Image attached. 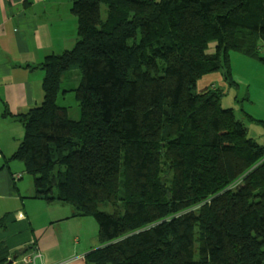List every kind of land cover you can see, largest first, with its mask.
Masks as SVG:
<instances>
[{
	"label": "trees",
	"instance_id": "trees-1",
	"mask_svg": "<svg viewBox=\"0 0 264 264\" xmlns=\"http://www.w3.org/2000/svg\"><path fill=\"white\" fill-rule=\"evenodd\" d=\"M71 11L78 41L38 67L44 100L21 118L14 158L33 198L97 221L87 264H264V146L223 108V89H199L215 73L238 87L231 52L264 67V0H75ZM70 93L77 119L60 104ZM26 247L16 256L25 247L0 241V264Z\"/></svg>",
	"mask_w": 264,
	"mask_h": 264
},
{
	"label": "crops",
	"instance_id": "crops-1",
	"mask_svg": "<svg viewBox=\"0 0 264 264\" xmlns=\"http://www.w3.org/2000/svg\"><path fill=\"white\" fill-rule=\"evenodd\" d=\"M74 1L0 0V220L29 222L32 239L12 251L34 244L25 261L14 264H87L86 256L100 248L97 221L74 216L69 204L33 198V179H27L25 165L14 158L25 138L22 116L44 100L45 74L38 67L78 41ZM218 77H210L211 82H224L221 74ZM256 79L257 99L264 103V67Z\"/></svg>",
	"mask_w": 264,
	"mask_h": 264
},
{
	"label": "rangeland",
	"instance_id": "rangeland-1",
	"mask_svg": "<svg viewBox=\"0 0 264 264\" xmlns=\"http://www.w3.org/2000/svg\"><path fill=\"white\" fill-rule=\"evenodd\" d=\"M107 7L103 6V15L106 16ZM213 52V49H209ZM264 55V51H263ZM230 62L232 70V78L238 84V87L230 86L225 82H211L212 80L219 78L218 73L205 76L200 84L199 89L205 90L207 88H221L225 95L221 101L224 109H233L236 117L241 120L249 129V137L255 139L260 145L264 146V126L260 123L251 121V118L255 120L264 121V103L262 100L257 99L255 91L256 77L259 73V67L261 64L251 58H246L240 53L231 52ZM211 77V78H210ZM74 79V78H73ZM68 80L66 84L63 83V89H68L66 86H72L78 82V79ZM217 81V80H216ZM207 82V83H206ZM214 84V85H213ZM226 84V85H225ZM78 84L75 86V88ZM254 103V105H253ZM60 104L66 106L70 110V114L73 118L77 119L80 116V107L74 94H67L65 99L60 100ZM27 179H32V176L27 174ZM102 210L110 212L111 207H102ZM32 231L29 227V222L19 224L17 222L7 223L5 228L0 231V241H3L9 247L23 243L25 240L32 239ZM28 251V250H27ZM13 262V261H12ZM11 264H14L11 263Z\"/></svg>",
	"mask_w": 264,
	"mask_h": 264
},
{
	"label": "water",
	"instance_id": "water-1",
	"mask_svg": "<svg viewBox=\"0 0 264 264\" xmlns=\"http://www.w3.org/2000/svg\"><path fill=\"white\" fill-rule=\"evenodd\" d=\"M27 250H28V247H25L23 250H21L19 253H17L16 256H19L20 254L26 253ZM11 263H12V261H10L8 264H11Z\"/></svg>",
	"mask_w": 264,
	"mask_h": 264
},
{
	"label": "built area",
	"instance_id": "built-area-1",
	"mask_svg": "<svg viewBox=\"0 0 264 264\" xmlns=\"http://www.w3.org/2000/svg\"><path fill=\"white\" fill-rule=\"evenodd\" d=\"M0 158H1V152H0ZM19 177H20V176H19ZM19 217H20V218H24V215L21 214ZM24 261H25V260H24Z\"/></svg>",
	"mask_w": 264,
	"mask_h": 264
}]
</instances>
